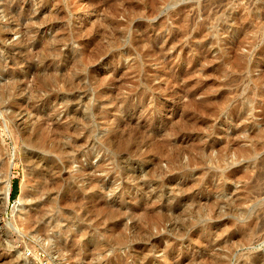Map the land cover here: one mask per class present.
<instances>
[{"label": "rangeland", "instance_id": "obj_1", "mask_svg": "<svg viewBox=\"0 0 264 264\" xmlns=\"http://www.w3.org/2000/svg\"><path fill=\"white\" fill-rule=\"evenodd\" d=\"M262 175L264 0H0V264H264Z\"/></svg>", "mask_w": 264, "mask_h": 264}, {"label": "bare ground", "instance_id": "obj_2", "mask_svg": "<svg viewBox=\"0 0 264 264\" xmlns=\"http://www.w3.org/2000/svg\"><path fill=\"white\" fill-rule=\"evenodd\" d=\"M248 132V131H247ZM239 142V141H238ZM237 143V142H236ZM240 153H245V150L243 151V150H241L240 151ZM245 157V156H244ZM262 162V161H261ZM260 163V162H259ZM254 164V163H253ZM259 165L257 164V167H258ZM262 166V165H261ZM259 170V169H258ZM258 172V171H257ZM262 174V173H261ZM255 176V175H254ZM256 176H260V172H258V174L256 175ZM262 176H264V175H262ZM261 177V176H260ZM252 178V177H251ZM257 179V178H256ZM256 182V181H255ZM262 182V181H261ZM6 184V183H5ZM8 184V183H7ZM250 184H251V182H250ZM257 184V183H256ZM259 184V183H258ZM257 186V185H256ZM261 187H262V185H261ZM7 189H6V193H5V195H6V197H8L9 196V193H10V188H9V185L6 187ZM254 188V187H253ZM251 189V188H250ZM257 188L255 187V190H256ZM252 191V190H251ZM259 191H261L260 190V188H259ZM256 192V191H255ZM253 194H254V192H253ZM256 194L258 195V193L256 192ZM262 214H264V213H262ZM259 224H260V222H259Z\"/></svg>", "mask_w": 264, "mask_h": 264}, {"label": "trees", "instance_id": "obj_3", "mask_svg": "<svg viewBox=\"0 0 264 264\" xmlns=\"http://www.w3.org/2000/svg\"><path fill=\"white\" fill-rule=\"evenodd\" d=\"M14 193H15V191H14ZM14 193L12 194V198H13V196H14Z\"/></svg>", "mask_w": 264, "mask_h": 264}, {"label": "water", "instance_id": "obj_4", "mask_svg": "<svg viewBox=\"0 0 264 264\" xmlns=\"http://www.w3.org/2000/svg\"><path fill=\"white\" fill-rule=\"evenodd\" d=\"M6 210H7V208H6Z\"/></svg>", "mask_w": 264, "mask_h": 264}]
</instances>
